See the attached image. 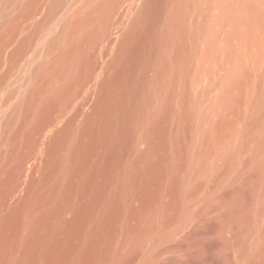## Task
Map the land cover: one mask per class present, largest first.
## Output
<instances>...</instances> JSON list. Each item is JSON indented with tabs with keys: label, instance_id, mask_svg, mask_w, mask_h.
<instances>
[{
	"label": "bare ground",
	"instance_id": "6f19581e",
	"mask_svg": "<svg viewBox=\"0 0 264 264\" xmlns=\"http://www.w3.org/2000/svg\"><path fill=\"white\" fill-rule=\"evenodd\" d=\"M75 1L0 0V62L45 7L0 74L1 89L28 67L1 134L0 264H122L189 221L182 198L205 179L206 207L218 212L200 225L220 241L199 240L194 253L218 245L236 264H264V45L245 48L264 29V0H202L211 12L199 18V0H135L115 33L109 19L123 0ZM102 38L109 57L75 133L58 113ZM39 137L40 185L15 193Z\"/></svg>",
	"mask_w": 264,
	"mask_h": 264
},
{
	"label": "rangeland",
	"instance_id": "374dc122",
	"mask_svg": "<svg viewBox=\"0 0 264 264\" xmlns=\"http://www.w3.org/2000/svg\"><path fill=\"white\" fill-rule=\"evenodd\" d=\"M81 0H76L74 3H72L70 6L73 8L76 7L77 4H79ZM135 0H123L122 4L119 6V9L115 10L111 15L109 19V24L111 28V32L115 33L123 23V19L125 13L124 12L127 7L134 2ZM138 1V0H136ZM74 4V5H73ZM76 4V5H75ZM259 6H261L262 10L264 11V1L258 2ZM42 8V9H41ZM37 10L36 15L31 17L32 19L29 20V18L25 21V24L22 26V30L18 31L14 36V39L4 47V54L3 59L0 62V74L7 68L9 65V60L7 57V54L5 53L9 52L16 43L18 42V38H21L24 34H26L32 26V22L35 18L40 17V14H42V10L44 11L45 7H41ZM126 8V9H125ZM16 10V9H15ZM15 10H12L10 13V16H12L15 13ZM203 12L209 14L211 11L204 9V3L202 0H199V2L196 4L195 8L193 9V14L197 16V18L201 17L203 15ZM54 27V24L51 26ZM16 37V38H15ZM262 38V39H261ZM37 45V46H36ZM254 45V46H253ZM264 45V29H261L259 31V41H253L249 40L247 41V44L245 46L246 52L252 51V49L262 47ZM96 46V47H95ZM94 46V58L95 63L94 66L89 70V76L86 78L83 83L77 84L79 88H74L75 91L72 93L71 99L68 100L67 105H65L62 108V111L58 113L60 115L61 119H68L72 117L74 119V128L76 131H78V127L82 123L83 117L85 115L86 110L88 109V104L86 103V100L90 96V93H92L93 85L96 84L98 76H100L101 68L104 67V62L108 59V54L110 51V47L108 44V39L102 38L100 41H98ZM35 48L38 47V43H35ZM33 47V48H34ZM253 47V48H252ZM108 49V50H107ZM33 49L29 50L24 58L29 57L31 59L33 56ZM105 52V54L103 53ZM104 55H103V54ZM102 54V55H101ZM104 56V57H103ZM107 56V57H106ZM103 57V58H102ZM39 56L34 58V60H37ZM101 58V59H100ZM97 63V64H96ZM29 66V65H28ZM96 67V68H95ZM101 67V68H100ZM27 68L25 67L23 70L19 67H15L12 69L9 77H7L4 86L0 89V142H1V134H2V128L3 124H5V120L8 118L10 106L18 97V94L20 93L21 89L25 87L24 84H22L24 76L27 74ZM98 68V69H97ZM92 70V71H91ZM94 70V71H93ZM26 71V73H25ZM98 71V72H97ZM96 72V73H95ZM102 73V72H101ZM93 74V75H92ZM223 74V69H219L217 71V76H221ZM91 75V76H90ZM91 77H93L91 80ZM87 82V83H86ZM93 82V83H92ZM82 84V85H81ZM21 85H23L21 87ZM82 86V87H81ZM96 85H94L95 87ZM76 92V93H75ZM215 92L210 91L205 94L201 105H206L211 97H214ZM75 116V117H74ZM7 117V118H6ZM5 118V119H4ZM2 120V121H1ZM14 123V122H13ZM15 126V124H13ZM12 126V127H13ZM11 127V128H12ZM75 133L72 136V138L69 139L67 142L66 149L63 148V151H67V149H70L74 146L76 143V137ZM43 137H39L34 144L33 152L28 155V158L26 159L24 163V172L23 174L16 180L18 184V188L15 191V193L20 192L22 189L25 188V186L28 185V182L33 180L35 182V186L40 185L39 178L41 177V167L42 162H40V158L42 159L44 156H46L47 153V142L41 139ZM33 153V154H32ZM30 156V157H29ZM38 158V159H37ZM37 162L38 166L34 172H31L30 167L33 163ZM210 181L209 180H203L202 185L196 189V191L188 190L185 195L182 198V202L184 205L188 207V210L190 211V218L189 221H180L176 225H174V231L163 237L162 239H159L157 242L151 244L150 242H147L145 246H150V250L144 251L141 250L138 253L134 255H127L124 257L122 264H210L212 261H214L215 264H236L233 261L235 259V253L234 251H224L222 250L218 245L214 246L212 250H210V253L204 252L202 254L194 253V250L191 247V244L197 243L199 240H203L206 242H210L212 240H216L217 234L215 231L211 229L203 228L200 225V221L204 218H215L218 212L217 208H213L212 206L206 207L207 205V198H206V192L210 190ZM135 199L134 203H138V201ZM232 232L228 233L226 237H230ZM147 241V240H146ZM220 241V240H216ZM146 243V242H145ZM150 243V245H149ZM221 246V245H220Z\"/></svg>",
	"mask_w": 264,
	"mask_h": 264
}]
</instances>
